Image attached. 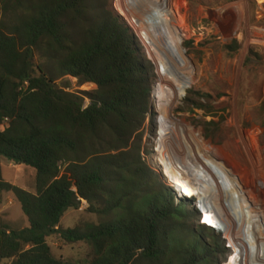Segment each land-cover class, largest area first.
I'll return each mask as SVG.
<instances>
[{"label": "trees", "instance_id": "16d2710c", "mask_svg": "<svg viewBox=\"0 0 264 264\" xmlns=\"http://www.w3.org/2000/svg\"><path fill=\"white\" fill-rule=\"evenodd\" d=\"M250 1L260 8L264 3ZM99 2L0 0V127L6 124L0 130V200L12 194L28 220L19 229L0 215V264H209L199 235L179 233L185 231L183 208L194 201L177 206L175 193L139 153L152 114L149 62L126 20ZM240 48L236 39L226 45L231 55ZM69 78L96 86L83 93L90 105L67 91L68 81L58 85ZM212 99L189 90L177 101L183 104L178 113L212 116ZM213 118L205 125L214 126ZM137 137L133 155L129 143ZM4 160L36 172L34 193L3 179ZM83 202L87 214L105 220L62 227L65 213ZM199 226V233L216 238ZM49 240L82 243L84 251L57 258Z\"/></svg>", "mask_w": 264, "mask_h": 264}, {"label": "rangeland", "instance_id": "374dc122", "mask_svg": "<svg viewBox=\"0 0 264 264\" xmlns=\"http://www.w3.org/2000/svg\"><path fill=\"white\" fill-rule=\"evenodd\" d=\"M146 1L149 3L151 0H117L115 5L114 0H100L99 5L111 6L125 21L121 10L124 12L129 9L135 17L140 18L144 13L139 10L140 2ZM168 1L178 15L177 29L181 35L178 49L187 63L188 82L181 94L168 100L162 99L160 91L163 79L145 45L138 38L137 31L131 28L139 43L141 56L146 63L149 62L147 65L150 66L152 84L153 110L141 130L143 137L139 153L145 165L169 189L172 187L164 174L181 181L171 164L163 158H160L159 164L162 168L147 158L149 147L154 143L160 127L159 135L163 141L169 136L166 138L167 149L172 153L174 162L186 167L190 165V170H185H188L186 175L194 186H198L196 179L207 181L203 188V202L211 214L206 212L204 221L214 226L218 221L217 227L223 231L213 230L216 238L199 233L202 222L195 207L199 202L196 196L194 202L186 203L183 208L187 213L180 223L185 231L180 230L179 233L187 239L191 231L199 235L201 244L210 255L209 264H264V3L260 8L250 0ZM238 4L243 8L238 7ZM233 39L240 43L241 48L231 55L226 45ZM190 41L192 45L186 47L185 44ZM36 57L38 59V55ZM172 66L176 71V65ZM66 81L70 84L67 91L85 97V107L90 105L89 98L83 93H92L96 86L79 85L73 78L61 80L58 85L63 87ZM189 90L213 96L212 116H205L200 110L191 116L179 115L178 110L183 108V104L177 101ZM172 99L174 102L170 105ZM212 118L216 121L215 125L206 126L204 122L208 123ZM5 127L6 124L0 130L3 131ZM199 128L204 132H200ZM207 135L209 138L205 137ZM105 141L108 143L110 139L106 137ZM129 146L132 150L128 149V152L137 155L138 137L135 140L133 138ZM196 149L202 153L199 158L201 164L213 168L204 167L205 171H199V166L192 163ZM120 151L116 154L123 152ZM2 177L7 182L35 192L36 172L27 166H15L4 160ZM181 199L176 195L177 206L183 205ZM209 204L214 207L218 218ZM87 207L83 202L79 210L67 211L61 226L70 229L76 225L98 224L105 220L87 214ZM0 215L15 228L28 227V220L12 194H5L0 200ZM49 245L54 256L65 260L74 259L84 251L82 243L65 246L49 240ZM216 245L219 250L213 254L211 250Z\"/></svg>", "mask_w": 264, "mask_h": 264}, {"label": "bare ground", "instance_id": "6f19581e", "mask_svg": "<svg viewBox=\"0 0 264 264\" xmlns=\"http://www.w3.org/2000/svg\"><path fill=\"white\" fill-rule=\"evenodd\" d=\"M140 3L139 10L144 12L140 18L135 17L133 12L129 9L124 12L121 10V15L125 17L128 26L137 31L138 38L143 42L148 50L151 60L157 66L158 72L163 79V87L160 91L161 97L162 99L168 100L178 94H181L185 90L188 82V78L186 76V71L188 69L187 63L184 60L183 53L178 49L181 35L180 31L177 29V11L173 10V7L171 8L168 0H151L149 3H147V1ZM237 6L243 8L241 4H238ZM173 64L177 67L176 71L173 69ZM159 137L163 142L161 135H159ZM159 151L161 152V150ZM160 158L162 157L156 158V163H158V165L161 161ZM167 162L170 163L169 161ZM192 163H196L197 166H199L200 172L201 169L202 171H205L204 167L209 169L213 168L210 165H208V167L207 165L198 163L197 161ZM188 167H190V165ZM188 167L184 166V168ZM177 169V167L173 168L181 181H174L172 178L164 174L163 170L162 173L166 176L168 182L173 185L174 188L178 189L180 194L186 197H198L199 202L197 206L203 211L202 219L204 221L205 213L207 212V214H211L207 207L204 206L205 203L203 202V188L207 185V181H204L203 178H201L202 181L196 179L198 185L196 188L193 183L187 180L188 178L186 172L190 169H186V172H183L182 174H180ZM191 171H194V169ZM202 183H204V185Z\"/></svg>", "mask_w": 264, "mask_h": 264}, {"label": "built area", "instance_id": "2783aa9c", "mask_svg": "<svg viewBox=\"0 0 264 264\" xmlns=\"http://www.w3.org/2000/svg\"><path fill=\"white\" fill-rule=\"evenodd\" d=\"M117 2V0H114V5H115V3ZM154 98H156L155 96H154ZM156 101H157V99H156ZM158 102V101H157ZM159 131H160V128H159ZM159 131H158V134H157V136H156V139H155V141H154V143H153V145H152V147H151V153H150V160L152 161V162H154V163H156V158H159V157H162L163 159H165L166 161H169L170 163H171V165L173 166V167H177L178 169V172H180V174H182L183 172H186L185 171V168H184V166H182L181 164H178V163H176V162H174V160H173V156H172V153L171 152H169L168 151V149H167V147H168V145H167V143H166V138H168L169 136H167L165 139H164V141L162 142L161 140H160V137H159ZM168 135V134H167ZM194 147H195V145H194ZM162 149H163V152H162ZM159 150H161V152L159 151ZM196 155L195 154H193V158L195 159H193L194 160V162L195 161H197L198 163L200 162V160H199V158L201 159V155H202V153L198 150V149H196ZM201 163V162H200ZM156 164H158V163H156ZM188 178V177H187ZM189 182H191L192 183V181H190V179H187ZM171 187L172 188H174L173 187V185H171ZM174 189H176V188H174ZM176 191L179 193V191H178V189H176ZM180 194V193H179ZM197 194V193H196ZM195 197V196H194ZM198 199V198H197ZM209 206V208H210V206L212 207V205L211 204H209L208 205ZM213 209H212V211L214 212V215L216 216V218H218L219 216H217V214H216V211H214L215 209H214V207H212ZM211 209V208H210ZM216 226H219V224H218V221H217V225ZM218 231H223V230H219L218 229ZM225 238V237H224ZM226 239V238H225ZM227 240V239H226ZM230 246V245H229Z\"/></svg>", "mask_w": 264, "mask_h": 264}, {"label": "clouds", "instance_id": "9594fccd", "mask_svg": "<svg viewBox=\"0 0 264 264\" xmlns=\"http://www.w3.org/2000/svg\"><path fill=\"white\" fill-rule=\"evenodd\" d=\"M151 110H153V107H152V105H151ZM149 116H150V114L147 116V118L146 119H148L149 118ZM160 128V127H159ZM159 128H158V131H159ZM157 134H158V132H157ZM152 145H153V142H152V144L150 145V150H149V153H148V156H147V158L149 159L150 158V153H151V147H152ZM153 163V162H152ZM160 166V165H159ZM173 167V166H172ZM162 168V167H161ZM173 168H175V167H173ZM166 177V176H165ZM171 190L172 191H174L175 193H176V195L177 196H179V197H181L182 199H186V200H193L194 199V197H182L177 191H176V189H174V188H171ZM181 199V200H182ZM196 210H198L199 211V213H200V219H201V222H202V225H205L206 226V224H204L203 222V219H202V215H203V211L202 210H200L199 209V207L197 206V204H196ZM206 227H208V228H210V229H212V230H216V231H218V227L217 226H214V225H212V224H207V226Z\"/></svg>", "mask_w": 264, "mask_h": 264}]
</instances>
